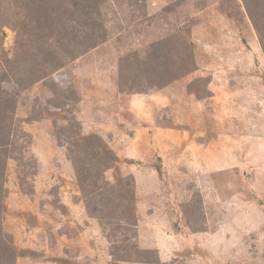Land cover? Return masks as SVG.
Wrapping results in <instances>:
<instances>
[{"label":"rangeland","instance_id":"374dc122","mask_svg":"<svg viewBox=\"0 0 264 264\" xmlns=\"http://www.w3.org/2000/svg\"><path fill=\"white\" fill-rule=\"evenodd\" d=\"M25 3L0 0L11 105L0 232L14 264H264V52L243 2L102 0L86 15L103 39L73 58L62 52L72 38L59 37L85 31L73 9L85 2L55 0L40 45ZM172 37L194 67L146 92L133 59ZM169 51L177 61L180 48ZM80 162L91 171L83 185ZM123 179L134 222L108 223L109 185ZM123 244L138 254L122 258Z\"/></svg>","mask_w":264,"mask_h":264},{"label":"trees","instance_id":"16d2710c","mask_svg":"<svg viewBox=\"0 0 264 264\" xmlns=\"http://www.w3.org/2000/svg\"><path fill=\"white\" fill-rule=\"evenodd\" d=\"M54 1L55 0H26V6L30 14L31 19L29 21L30 25L34 26L37 24V27H34V32L32 35V39L34 40L35 44L40 45L43 38V28L42 25L47 24L50 28L54 26L55 20L59 18V16L55 13L56 9L54 7ZM85 2L84 9L81 10L80 6L73 5V9L78 8L79 13L77 19L74 21L78 25H81V22L84 23V26H87L84 32L81 34H73L71 36L74 37H67L69 36L70 32L65 33V37H59L60 39H66V38H72L73 42H69L68 46L66 44H62V40H58L57 42H61L62 46L64 48L62 49V52H67L68 56L70 58L76 57L80 54H84L90 49L96 47L99 40L103 39L102 35L98 33V28L100 25H98V22L96 21V18L94 14H96L97 10L99 9V6L102 2V0H82ZM244 4V7L246 9V12L248 14V17L250 18V21L259 37L260 45L264 52V0H241ZM91 10L93 13H90L88 15L87 12ZM64 13L71 14L70 11H64ZM86 15V16H85ZM73 22V23H74ZM57 27V26H56ZM59 27V26H58ZM38 30H37V29ZM57 29V28H55ZM71 29L75 30L73 26H71ZM41 30V34L39 33ZM39 31V32H38ZM31 37V35H30ZM35 37V38H34ZM177 38H168L164 40L157 41L155 43H152L148 46L146 49V54L143 58V60L137 59L135 57L133 60L134 62L132 64L135 65L136 70V76L137 78L142 76L143 74L146 76V92L148 90L152 89H159L168 86L170 83L174 82L178 78L190 73L194 67V60L190 53V50L188 49V43L181 40H175ZM176 45L180 48V52L177 55V61H173L170 58L171 52L169 51V48L173 50ZM53 53V52H49ZM129 61L127 58L122 60V65L127 63ZM124 62V63H123ZM35 63V62H34ZM33 65V64H32ZM60 66L56 65L52 67L51 71L56 70ZM28 72V71H27ZM30 72V71H29ZM123 70L120 71L122 73ZM25 77H29V73L25 75ZM22 82H19L21 84ZM194 85V84H193ZM143 92V91H141ZM3 93V92H2ZM6 95L7 94H4ZM10 100L7 99L5 96L2 97L1 90H0V123L4 122L5 114L7 112V108H10ZM0 124V153H6L8 147H10V141H9V127H4ZM6 128L8 131H6ZM4 158L0 157V163H4ZM2 160V161H1ZM77 163V162H76ZM83 163L77 167L76 171L78 174V177L81 178L80 183L83 185L89 176L91 175L88 170H83L84 172L79 171V167ZM96 166V163H94ZM92 169H95L93 167ZM2 169L0 168V181H2ZM99 181V178H98ZM133 180H127L123 179L121 181H116L113 184L109 185V193L110 199L109 206H105L104 212H102L101 219H108L112 220L114 215L119 219H122L123 217H128L127 220L129 224H132L134 221H132V206L131 201L127 200V196L132 194V186ZM83 192H86V187L81 186ZM96 190V189H94ZM94 190L86 193V198L89 197V194H92ZM102 189V191H104ZM116 192V194H115ZM85 195V194H84ZM131 195V196H132ZM101 199V198H100ZM100 199L98 200V203H100ZM1 209V206H0ZM94 210H97L96 207H94ZM129 215V216H128ZM106 222V223H107ZM125 243L127 240H123ZM115 251L120 250V252L124 253V257L122 255V258H130L132 256V253L130 250H134L131 246H126V244H123V246H115ZM138 254L136 250H134L133 255ZM15 256L16 253L13 250V247L11 246V240L9 237H4L1 235L0 232V264H14L15 262Z\"/></svg>","mask_w":264,"mask_h":264}]
</instances>
